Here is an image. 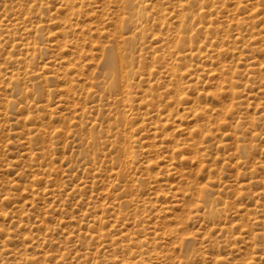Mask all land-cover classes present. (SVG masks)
Masks as SVG:
<instances>
[{"label":"rangeland","instance_id":"374dc122","mask_svg":"<svg viewBox=\"0 0 264 264\" xmlns=\"http://www.w3.org/2000/svg\"><path fill=\"white\" fill-rule=\"evenodd\" d=\"M131 1L0 0V264H264V0Z\"/></svg>","mask_w":264,"mask_h":264},{"label":"bare ground","instance_id":"6f19581e","mask_svg":"<svg viewBox=\"0 0 264 264\" xmlns=\"http://www.w3.org/2000/svg\"><path fill=\"white\" fill-rule=\"evenodd\" d=\"M128 4L129 5H132V1L131 0H128ZM143 7V6H142ZM131 23V22H130ZM142 23V22H141ZM110 49V48H109ZM114 50V49H113ZM110 51V50H109ZM112 51V50H111ZM106 52H108V51H106ZM114 53V51L112 52V54ZM109 54V53H108ZM107 55V54H106ZM113 56H114V54H113ZM108 57H109V55H108ZM111 57V56H110ZM113 59H114V57H113ZM108 61V62H107ZM106 62L109 64V66H111L112 67V74L110 75V76H112L113 78H115V75H116V67L114 68V63H115V60H114V62H113V60L111 59V58H109V60H107ZM105 62V63H106ZM107 67V66H106ZM107 75H108V73H107ZM106 77H108V76H106ZM112 81H113V79H112ZM112 85V84H111ZM126 119V118H125ZM126 148H128V147H126ZM128 150V149H127ZM128 152V151H127ZM128 154H129V152H128ZM124 155V154H123ZM130 156V155H129Z\"/></svg>","mask_w":264,"mask_h":264}]
</instances>
